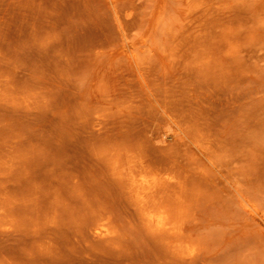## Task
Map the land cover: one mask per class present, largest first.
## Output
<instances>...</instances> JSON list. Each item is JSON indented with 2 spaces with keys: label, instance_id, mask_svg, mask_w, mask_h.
Listing matches in <instances>:
<instances>
[{
  "label": "rangeland",
  "instance_id": "374dc122",
  "mask_svg": "<svg viewBox=\"0 0 264 264\" xmlns=\"http://www.w3.org/2000/svg\"><path fill=\"white\" fill-rule=\"evenodd\" d=\"M114 148L185 168L180 253ZM0 264H264V0H0Z\"/></svg>",
  "mask_w": 264,
  "mask_h": 264
},
{
  "label": "bare ground",
  "instance_id": "6f19581e",
  "mask_svg": "<svg viewBox=\"0 0 264 264\" xmlns=\"http://www.w3.org/2000/svg\"><path fill=\"white\" fill-rule=\"evenodd\" d=\"M145 144L146 143L144 144L142 143V147ZM135 145L136 144H134V147ZM137 145H139V142ZM130 146L131 144H128L127 147L129 148ZM131 147L133 148V144ZM167 148L168 147H164V149L166 150ZM114 149L118 150L116 148ZM115 150L113 152H115ZM126 150L128 151V149ZM149 151L150 150H147V154ZM117 152L118 155L113 156V158L111 157L112 162L109 164L110 170L107 169V171L111 172V175L113 176L116 184H118L116 187L115 186L114 187L116 188V190L118 186L122 189L121 191H123L124 196L127 197L128 201L134 207V212H136V214L138 215L142 225H144L147 228L146 231L149 230L147 231L148 233L151 232L150 234H152V236L154 234L155 236H157L158 239L161 240V242L167 244L166 247L169 246L168 250L173 248L175 251L180 253L182 248L187 243V240L185 239H188V237L185 238L186 235V231L184 228L185 222L183 221V214L187 209V208L185 209V205L188 200L186 201L187 195L185 194V186H184L185 183L182 180L183 176L181 177V171H184L185 168L183 167L184 169L180 171V167L177 165V163L173 162L174 160L170 161L169 159L168 160L165 159L167 158V156L164 157V159L163 158L160 159L161 156L157 158V157L149 156L147 154L138 155V156L123 154L124 149H122V152H120L119 150ZM113 154H117V153H113ZM152 154H154L153 151ZM107 157L108 156H106V158ZM185 172L186 171H184V173ZM188 179L187 181L189 184ZM105 180L107 181V179ZM112 182L113 181H111V184L109 185H112ZM189 187L190 186L188 185V188ZM188 190L189 189H187V191ZM121 202L124 203L123 200ZM127 211L129 210L127 209ZM131 212H133L132 209ZM134 217L137 218V216ZM186 217L184 218L186 219ZM105 219H106L105 217L99 218L96 225L94 224L95 225L94 231L98 237L108 238L114 233V230L110 228V226L106 223ZM141 223H138V225H140ZM90 230L92 229L90 228ZM153 237L149 236V238H151L152 240ZM157 238H154V240L156 241ZM158 239L157 241L160 242V240ZM161 244L159 243V245ZM163 245L164 244H162V246ZM172 251L173 250H170L169 253L170 252L173 253Z\"/></svg>",
  "mask_w": 264,
  "mask_h": 264
}]
</instances>
